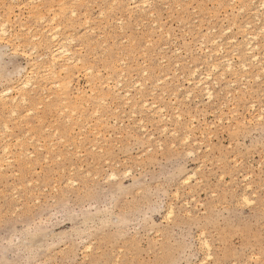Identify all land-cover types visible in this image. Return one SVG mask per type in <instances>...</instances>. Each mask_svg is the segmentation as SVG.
<instances>
[{
    "label": "rangeland",
    "instance_id": "rangeland-1",
    "mask_svg": "<svg viewBox=\"0 0 264 264\" xmlns=\"http://www.w3.org/2000/svg\"><path fill=\"white\" fill-rule=\"evenodd\" d=\"M0 25V92L44 90L0 106V264H264V0H0Z\"/></svg>",
    "mask_w": 264,
    "mask_h": 264
},
{
    "label": "bare ground",
    "instance_id": "bare-ground-1",
    "mask_svg": "<svg viewBox=\"0 0 264 264\" xmlns=\"http://www.w3.org/2000/svg\"><path fill=\"white\" fill-rule=\"evenodd\" d=\"M13 1V0H12ZM146 1V0H145ZM63 2V1H62ZM72 2V1H71ZM142 2V1H141ZM72 3H74V2H72ZM76 3H78V2H76ZM83 3V2H82ZM143 3V2H142ZM248 3V2H247ZM68 4V3H67ZM135 6H136V4H134ZM66 6V5H65ZM71 6V5H70ZM69 6V10L71 11V9H72V7H70ZM61 8V7H60ZM62 8H63V6H62ZM61 8V9H62ZM71 8V9H70ZM60 9V11L59 12H61V11H63V10H61ZM64 9V8H63ZM241 9V8H240ZM64 10H67V9H64ZM140 10V9H139ZM256 10V9H255ZM253 11V10H252ZM251 11V12H252ZM58 12V13H59ZM65 12V11H64ZM255 12V11H254ZM57 13V14H58ZM63 13V12H62ZM72 13H75V12H72ZM85 15V14H84ZM57 16V15H56ZM67 16V15H66ZM70 16V15H69ZM52 17H54V15H52ZM58 17V16H57ZM73 17V16H72ZM59 18V17H58ZM41 19V18H40ZM52 20H57V18L55 19V18H51V20H50V22H52ZM84 20H85V22H88L89 21V18L86 16V17H84ZM121 20V19H120ZM81 22V21H80ZM223 22V21H222ZM55 23V22H54ZM53 24V23H52ZM51 24V25H52ZM75 24V23H74ZM246 25V24H245ZM59 26V25H58ZM58 26L56 27V26H54V27H56L57 28V30H56V28H54V29H52V31H50V28H49V31H50V33H49V31H48V36L46 37V38H42V41H41V43L43 42V45H45V48H46V50H47V52H48V56H49V60H48V62H47V69L44 71V74L47 72V75H45V76H48L49 75V78L51 77V79L52 78H56V77H58L59 78V75L60 74H64V76H63V78H61V79H59L60 81L58 82V81H56V82H52V85H53V87H54V85L56 86V87H60L61 88V93L60 92H58V93H60L59 95V98H58V102L59 103H62L63 104V102H67L69 99V95H68V93H67V87H68V79H69V64L73 61V59H74V54H73V52H71V50H70V48H69V46L71 45V43L73 42V38L72 37H69V36H63V37H60V39H59V37H58V34H57V31H59V28H58ZM243 26V25H242ZM50 27V26H49ZM240 27V26H239ZM248 27V26H247ZM64 29V28H63ZM228 29H229V27H228ZM54 30V31H53ZM260 30V29H259ZM264 31V27H263V29H261V31ZM256 31V30H255ZM62 32V31H61ZM69 32V31H68ZM67 32V33H68ZM207 32H209V31H207ZM258 32V31H257ZM225 33V32H224ZM244 33H246V32H244ZM243 33V34H244ZM256 33V32H255ZM5 34H6V30L4 29V26H2V25H0V38H1V36H2V38H3V36L5 37ZM41 34V33H40ZM63 34V33H62ZM65 34V33H64ZM257 34V33H256ZM47 35V34H46ZM69 35V34H68ZM245 35V34H244ZM60 36H61V34H60ZM256 36V35H255ZM10 37V36H9ZM41 38V37H40ZM203 38V37H202ZM254 39L251 35L249 36V35H247L246 36V38H244L245 40H246V53H247V51L248 52H252L253 51V45H251V41H252V39ZM9 39V38H8ZM31 39H32V37H31ZM255 39H256V37H255ZM1 40V39H0ZM10 40V39H9ZM17 40V39H16ZM35 40V39H34ZM33 40V41H34ZM242 40V39H241ZM31 41V40H30ZM256 41V40H255ZM4 42H5V40H4ZM37 42V41H36ZM23 43V42H22ZM27 43V42H26ZM23 44H25V43H23ZM37 44H39V43H37ZM238 44V43H237ZM17 45H19V44H17ZM40 45V44H39ZM224 46V45H223ZM23 47V46H22ZM27 47V46H26ZM236 47V46H235ZM219 48H220V46H219ZM258 48V47H257ZM17 49V48H16ZM75 49V48H74ZM236 49H237V47H236ZM33 50H34V47H33ZM220 50V49H219ZM224 50V49H223ZM242 50H244V49H242ZM207 51V50H206ZM229 51V50H228ZM17 52V51H16ZM107 52V51H106ZM227 52V51H226ZM21 53V52H20ZM29 53H30V51H29ZM217 53V52H216ZM245 53V52H244ZM25 54V53H24ZM243 54V53H242ZM26 55V54H25ZM262 55V54H261ZM27 56V55H26ZM232 56V55H231ZM257 56V55H256ZM255 55H252L250 58H254L255 59V57H256ZM209 57H210V55H209ZM228 58V57H227ZM260 58V57H259ZM79 59V58H78ZM209 59H211V58H209ZM205 60V59H204ZM252 60V59H251ZM256 60V59H255ZM254 60V61H255ZM61 62V63H60ZM223 62V61H222ZM32 63V62H31ZM61 64V65H59L60 67V73H58V72H56L55 71V67L57 66V64ZM228 63L229 64H227V69H229V67H230V62L228 61ZM255 63V62H254ZM263 63V62H262ZM217 64V63H216ZM258 65V64H257ZM261 65V64H260ZM213 66H215V65H213ZM243 66H245L244 64H243ZM216 67H217V65H216ZM261 67V66H260ZM113 68V67H112ZM213 67H211V69H212ZM215 68V67H214ZM243 68H245V67H243ZM242 68V69H243ZM248 68V67H247ZM114 69V68H113ZM215 69H217V68H215ZM246 69V68H245ZM196 70V69H195ZM232 70V69H231ZM262 70H263V68H262ZM43 71V70H42ZM223 72V71H222ZM42 74H40V75H42V76H40L41 78L43 77V81H45L44 79V77L45 76H43V72H41ZM37 74H39V72L38 73H36V75H32V76H27V78H25L22 82H21V86L22 87H20L21 88V91H19L18 93H17V95H16V97H12V96H10V90L8 89L7 91H3V92H0V106H2L1 108H2V110H3V108H6V106L7 105H10V110H9V113L11 114V115H13L12 117H14V115H17L16 113H17V107H18V105H17V101H20V102H22L23 104H25L27 101H28V97H29V94L32 92V93H38L39 91L40 92H44V90L42 89L43 88V85H42V88H41V85H39V82L37 83L36 82V80L37 79H35V76H37ZM74 74V73H73ZM2 75H3V73H2ZM221 75V74H220ZM260 75V74H259ZM6 76V75H5ZM190 76V75H189ZM206 76V75H205ZM258 76V75H257ZM23 78V77H22ZM47 78V77H46ZM201 78V77H200ZM207 78H209V77H207ZM222 78V77H221ZM257 78V77H256ZM34 79H35V81H34ZM50 79V80H51ZM260 79V78H259ZM42 80H40V81H42ZM199 80V79H198ZM258 80V79H257ZM48 81V80H47ZM204 81V80H203ZM202 81V82H203ZM50 82V81H49ZM161 82V81H160ZM139 83V82H138ZM50 84V83H49ZM39 85V86H38ZM51 85V86H52ZM137 85V84H136ZM197 85L198 86H201L202 85V83H200V80H199V82H197ZM45 86V85H44ZM50 85H49V87H51ZM113 87V86H112ZM140 87V86H139ZM31 88V90L29 91V89ZM114 88V87H113ZM50 89V88H49ZM59 89V88H58ZM57 89V90H58ZM206 90H205V92H207V88H205ZM19 90V89H18ZM154 90V89H153ZM49 91V90H48ZM40 92H39V94H40ZM203 92V91H202ZM209 92H211V91H209ZM41 93V94H42ZM151 93V92H150ZM126 94V93H125ZM201 94V93H200ZM127 95V94H126ZM187 95H189V93L187 94ZM207 95H209L208 93H207ZM39 96V95H38ZM210 96V95H209ZM208 96V97H209ZM207 97V96H206ZM9 98V99H8ZM41 98V97H40ZM46 98H48V97H46ZM122 98H124V97H122ZM127 99V98H126ZM210 99H211V96H210ZM210 99H208V100H210ZM17 100V101H16ZM40 100V99H39ZM45 100V99H44ZM128 101V100H127ZM125 102V101H124ZM28 103V102H27ZM145 104H146V102H145ZM144 104V105H145ZM146 106V105H145ZM31 108V107H30ZM37 108H38V105H37ZM40 108V107H39ZM44 108V107H43ZM143 108V107H142ZM141 108V109H142ZM6 109H8V107L6 108ZM34 109V108H33ZM55 109V108H54ZM133 109V108H132ZM38 110V109H37ZM64 110H67L66 108L64 109ZM162 109H160V111H161ZM4 111V110H3ZM5 111H7V110H5ZM33 111V110H32ZM30 109H28L27 111H25L24 113H28V112H32ZM55 111H56V109H55ZM82 111V110H81ZM92 111V110H91ZM147 111H148V109H147ZM57 112H58V109H57ZM60 112V111H59ZM58 112V113H59ZM72 112V111H71ZM8 113V112H7ZM7 113H6V115H4V116H7ZM30 113H28V114H26V115H28V117H29V114ZM62 113V112H61ZM60 113V114H61ZM89 113H91V112H89ZM93 113V112H92ZM261 113V112H260ZM264 113V112H263ZM10 114H8V116H10ZM32 114V113H31ZM73 114H75L74 112L71 114L70 113V115H73ZM97 114V113H96ZM81 115V114H80ZM19 116H22V118H23V115H22V113H21V115H19ZM60 117H61V115H59ZM11 117V118H12ZM54 117V116H53ZM56 117H58V116H56ZM71 117V116H70ZM79 117H81V116H79ZM59 118V117H58ZM143 118V117H142ZM261 118V117H260ZM7 120H8V117L6 118ZM24 119V118H23ZM163 119V118H162ZM168 119V118H167ZM19 120L21 121V117L19 118ZM54 120H55V118H54ZM66 120V119H65ZM76 120H77V118H76ZM78 120H80V118H78ZM160 120V119H159ZM17 120H15V122H16ZM53 121V120H52ZM66 121H68V119L66 120ZM70 121V120H69ZM82 121V120H81ZM7 122V121H6ZM38 123V122H37ZM42 122H40V124H41ZM54 123H56V122H53V124ZM77 123V122H76ZM86 123V122H85ZM139 123H140V121H139ZM4 125H5V123H3ZM28 124V123H27ZM52 124V123H51ZM52 124V125H53ZM140 124H142V123H140ZM3 125V126H4ZM48 125V124H47ZM83 125V124H82ZM6 126V125H5ZM7 126H8V124H7ZM7 126L6 127H4V129H7ZM22 126V125H21ZM30 126V125H29ZM16 127V126H15ZM81 127V126H80ZM47 128V127H46ZM45 128V129H46ZM9 130H11L10 128H8V131ZM56 130V129H55ZM54 130V131H55ZM166 130V129H165ZM5 132H7L6 130H4ZM164 131V130H163ZM12 132V131H11ZM29 133V132H28ZM27 133V134H28ZM42 133H43V131H42ZM0 134L1 135H4V134H6V133H4L3 134V131H2V133L0 132ZM68 134H69V132H68ZM94 134V133H93ZM0 135V137H4V136H1ZM43 135V134H42ZM98 135H100V134H98ZM34 136V135H33ZM54 136V135H53ZM186 136V135H185ZM21 137H23V136H21ZM35 137V136H34ZM37 137V136H36ZM45 137V136H44ZM97 137V136H96ZM189 137V136H188ZM10 138V137H9ZM190 138V137H189ZM15 139H17V138H15ZM27 139V138H26ZM31 139H32V137H31ZM97 139V138H96ZM186 139H188V138H186ZM5 140V138L3 139V141ZM33 140V139H32ZM62 140H64V139H62ZM60 141V140H59ZM187 141V140H186ZM31 142V141H30ZM96 142V141H95ZM3 143V142H2ZM1 143V144H2ZM23 143H24V141H23ZM71 143V142H70ZM35 145V144H34ZM74 145V144H73ZM79 146V145H78ZM9 147L10 146H8V142H6V144H3V146L0 148L1 149V153L3 154V155H5L6 156V154L8 153V149H9ZM21 147H22V145H19V148H20V152H21ZM45 147V146H44ZM23 148V147H22ZM39 149V148H38ZM19 151V150H18ZM48 151V150H47ZM17 153V152H16ZM26 153V152H25ZM24 153V154H25ZM69 153V152H68ZM9 154V153H8ZM22 154V153H21ZM77 154V153H76ZM10 155V154H9ZM29 155V154H28ZM32 155V154H31ZM2 156V155H1ZM8 156V155H7ZM18 156L20 157V155H19V153H18ZM26 156V155H25ZM24 156V157H25ZM69 156V155H68ZM9 157H11V155L9 156ZM9 157H6L5 159H3L2 157L0 158V163H2V162H5L6 161V159L8 158V159H10L11 160V158H9ZM46 158H47V155L45 156ZM44 157V158H45ZM21 158H22V156H21ZM26 158H27V156H26ZM7 159V160H8ZM15 160H16V157L14 158ZM41 159V158H40ZM39 159V160H40ZM15 160H12V161H15ZM23 160V159H22ZM21 161V160H20ZM16 162V161H15ZM6 163H7V161H6ZM3 164H5V163H3ZM8 164H9V162H8ZM31 164V166H32V163H30ZM30 164L29 165H27V167H29L30 166ZM4 166V165H3ZM2 165H0V168L2 169V167H3ZM9 167V166H8ZM26 167V166H25ZM33 167V166H32ZM24 168V167H23ZM29 169V168H28ZM71 169V168H70ZM18 170V169H17ZM32 173H33V171H31ZM31 173V174H32ZM16 175V174H15ZM28 175V174H27ZM191 176H194V174L193 175H191ZM25 177V176H24ZM112 178V177H111ZM186 180H188V179H186ZM185 181V180H184ZM31 183V182H30ZM75 182H73V184H74ZM22 184V183H21ZM22 186H24V185H22ZM29 186V185H28ZM27 191V190H26ZM14 193V192H13ZM174 195H176V196H178L177 194H174ZM14 196H16V195H14ZM13 196V197H14ZM244 196V195H243ZM15 198V197H14ZM241 198H243V200H246L247 199V201H248V198H246V196H244V197H241ZM250 201V200H249ZM171 206V205H170ZM171 211H172V208H171ZM171 213V212H170ZM171 216V215H170ZM170 218V217H169ZM168 218V219H169ZM205 241V240H204ZM18 242V241H17ZM11 243V242H10ZM207 243V242H206ZM202 244V243H201ZM89 245V244H88ZM207 246V245H206ZM209 247V246H208ZM87 249V248H86ZM89 249V248H88ZM206 249H207V247H206ZM210 249V248H209ZM98 250V249H97ZM96 250V251H97ZM99 251V250H98ZM208 252V251H207ZM90 253V252H89ZM210 256V255H209ZM117 259V258H116ZM115 259V260H116ZM117 262V261H116Z\"/></svg>",
    "mask_w": 264,
    "mask_h": 264
},
{
    "label": "snow or ice",
    "instance_id": "snow-or-ice-1",
    "mask_svg": "<svg viewBox=\"0 0 264 264\" xmlns=\"http://www.w3.org/2000/svg\"><path fill=\"white\" fill-rule=\"evenodd\" d=\"M248 201H247V199L245 200V203H247ZM209 259H211V257H209ZM205 264H207V261H205Z\"/></svg>",
    "mask_w": 264,
    "mask_h": 264
}]
</instances>
